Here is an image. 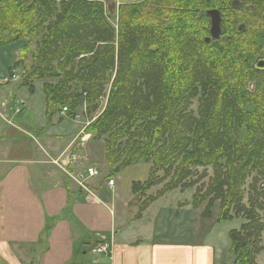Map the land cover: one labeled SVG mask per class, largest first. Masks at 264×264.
Returning a JSON list of instances; mask_svg holds the SVG:
<instances>
[{
    "label": "trees",
    "instance_id": "16d2710c",
    "mask_svg": "<svg viewBox=\"0 0 264 264\" xmlns=\"http://www.w3.org/2000/svg\"><path fill=\"white\" fill-rule=\"evenodd\" d=\"M120 1L115 32L101 0H0V46L21 41L22 57L35 46L20 86L33 92L36 81L44 82L46 119L62 108L68 112L77 107L81 91L87 110L96 109L109 84L107 107L84 132L109 134L104 146L109 177L140 160H152L148 179L132 183L133 194L140 186L144 197L160 170V181L172 171L176 186L189 183L194 168L211 167L212 177L203 193H195L192 205L196 200L219 199L218 221L228 219L232 205L236 215L242 213L247 222L243 228H248L229 233L237 255L234 264H247L261 250L252 245L264 229L256 213L263 210L258 198L264 200L256 188L264 180V67H254L258 58H264V3L249 4L253 14L247 13L248 22L240 23L241 18L229 17L226 9H242V1L237 9L229 0ZM209 9L220 11L221 36L206 43ZM128 34L132 48L134 42H142L152 64L169 59L168 72L160 80L146 68V73L132 68L136 60L130 61ZM190 43L202 48L198 58L214 63V74L203 69L197 75L192 69L195 49L188 48ZM176 58L179 68L173 69ZM19 60L20 56L10 72L19 67ZM253 79L259 87L248 92L246 84ZM196 96L194 111L190 106ZM248 178L249 206H236ZM202 215L208 216L206 211ZM48 229L47 224L44 231Z\"/></svg>",
    "mask_w": 264,
    "mask_h": 264
},
{
    "label": "crops",
    "instance_id": "0c3cea01",
    "mask_svg": "<svg viewBox=\"0 0 264 264\" xmlns=\"http://www.w3.org/2000/svg\"><path fill=\"white\" fill-rule=\"evenodd\" d=\"M8 46L11 56L3 59L0 53V264H234L232 229L227 227L228 238L222 239L216 229L222 221L205 220L207 228L198 231L194 216L202 209L192 201L178 197L165 205L162 195L131 220L134 180L130 194L121 186V196L111 176L105 185L83 166L72 164L78 180L55 173L45 160L57 157L67 170L74 138L62 129L76 116L58 110L46 119L42 83L35 82L31 92L20 86L24 69L9 71L21 41ZM65 136L70 138L60 141ZM105 238L113 243L109 258L91 252Z\"/></svg>",
    "mask_w": 264,
    "mask_h": 264
},
{
    "label": "rangeland",
    "instance_id": "374dc122",
    "mask_svg": "<svg viewBox=\"0 0 264 264\" xmlns=\"http://www.w3.org/2000/svg\"><path fill=\"white\" fill-rule=\"evenodd\" d=\"M54 1L59 3L62 0H54ZM64 1H67V0H64ZM101 1L104 5V14L107 17L108 23L115 29V32H117L118 6L122 3V1L120 0H101ZM240 1H242V3H245V6L242 9L235 10V11L226 9V14L229 17H234L235 15H237L241 18L240 23H243L242 22L243 19L247 23L248 22L246 19L247 13H250L251 15L253 14V10H248L247 6L249 4L259 3V2H257L256 0H245V1L240 0ZM261 1L262 3H264V0H261ZM105 4L107 5V7H105ZM261 16L263 17L262 22L264 24V12L262 13ZM130 40L131 38L128 34L125 38V43L127 44L128 49L130 50V55H131L130 61H132L133 58H135L136 60V64L132 66V68L135 67L134 68L135 71L141 69L144 71L143 73H146L149 71L150 75L154 79H156V81L160 80L161 79L160 77H162L161 74H163L164 71L168 72L169 63L167 61H169V59L168 60L160 59V60L155 61L154 64H152L150 61L147 60V58H145L144 45L142 44V42L140 41L134 42L133 44L134 48H132V45L130 44ZM23 41L26 42L27 40L23 39ZM0 47H1L0 53L3 59L6 56H9V55L11 56L13 54V51L11 49L12 47L11 48H9V46H0ZM189 47H192L193 49H195L194 50L195 54H193L194 62L192 64L193 65L192 69H195V71L197 72V75L200 74V71H202L203 69H207L210 73L214 74L215 72L214 67H213L214 63L213 62L205 63L203 60L206 58L202 60L198 58V57L203 56V52L201 50L202 48L196 47L195 45L191 43L188 45V48ZM34 48L35 46L31 45L28 53L24 54L23 56L24 58L22 57V54H19L20 56L19 68L24 69V72L21 73L20 75L21 78L25 72L26 74L29 72L28 70L30 68V65L32 64L31 53L34 50ZM4 51L7 52L8 55H5ZM179 61L180 59L176 58V60L172 63L173 69L179 68L178 66ZM148 65L149 67L152 66L151 69H148ZM144 68H146L148 71L145 70ZM114 75H115V72H113L112 74V79L114 78ZM180 76L182 79H184V74L181 73ZM38 82L42 84L44 83L41 81H38ZM258 87H259V82H257L256 79H253L247 82L245 89L248 92H254L258 89ZM108 91H109V84L108 85L106 84L104 86V94L102 97L99 98L98 106L96 107V109L91 110V111L87 110L88 104L85 100V92L81 91L79 98H78L79 105L71 110H68V112L67 111L64 112L67 116H70V118H72L73 116H76L74 117L76 119L75 122L67 123L66 126L63 127L62 129L63 131L65 130V134H69L73 136L74 138L70 146L68 147L67 159L69 157V160L67 162V167H66L67 170L71 171L72 175L74 176L69 175L70 173L67 170H65V166L62 167L63 162H61L59 158L56 157L55 159L49 158L45 160V162L49 163L48 164L49 166L55 169L54 170L55 173L59 174L64 180L65 179H69V180L76 179L75 178L76 173L72 172V164L78 165L79 168L80 166H83L84 170L88 167L87 165L89 164V166L91 165V167L96 168L98 170V174L97 176H95V179L99 178L103 180L104 183L107 182L108 169H107L106 162L103 160V154H104L103 152H104V146H105V139L108 137L109 134L98 136L96 132L87 133L86 131L84 132V129L89 123L95 122L97 118H99V116L103 113L105 108L107 107L106 105H107L108 97H109ZM197 97L199 96H196L195 98L192 99V104L190 106V108H192L194 111L197 110V106H198ZM80 129H82L81 130L82 132H80L78 136H75L74 133L78 132ZM69 138L70 136H65V137H62L60 141L66 142ZM62 152H64L63 149L60 151V153ZM84 157L87 158L86 161L84 160ZM151 167H152V160H149V161L140 160L137 163L126 166L125 168H123L122 170H120L119 172L111 176L116 181V184L120 185V191H118L120 195L122 196L124 194V191L121 190V186L123 189L125 188V190H127V192L130 194V183L133 180H134L133 183L135 181L137 182L138 180L139 182H141L142 180H143L142 182L146 181L148 179V174H149V170ZM192 171H193V174L188 179L189 183H186L185 181H183L182 183L177 185L176 183L178 182H175L176 186H174L171 182V179L173 178L172 171L168 174V176L164 178L163 181H160L159 179L160 177H163V171L162 170L158 171L157 174H155L157 177L154 178L152 186L149 187L144 192V197L142 198L140 195L143 191V188H140V186L138 189L136 188L134 191L135 194H133L132 192L133 197H136V201H134V199L132 198V202L134 203L135 207L132 210V216H130L131 220L133 217L137 218L141 216V213L143 212L141 211V209L143 206L147 204L149 200H151L152 202L154 199L162 195H164V198H165L164 200L165 205H167L168 200L173 201L174 199L178 197H180L182 200L194 201L195 193L198 190H200V192L203 193V191L205 190V186L209 183V180L212 177L213 169L211 167H207V168L196 167ZM250 181H251V178H248L246 180L245 186L243 187L245 189V192L243 196L241 197L242 200L239 199L238 201H235L236 206H243L244 208L249 206L250 194H248V190H249L248 184L250 183ZM105 185H107V183ZM257 187L260 188L258 189V192L262 193L261 196L264 198L263 196L264 195V180L259 181L256 184V188ZM258 201L263 204V210L256 209V213L258 214L260 218L259 223H262L264 225V200L261 197H259ZM151 202H149L148 205ZM194 204H196L195 207H200L202 209L201 213H198V214L195 213V216H194L193 226H196V228H198V231H199V228L200 229H203V227L204 229L207 228L204 226V224L208 225L205 220H209V221L216 220L217 222H220L217 220L219 209H220V204H221V201L219 199L213 200V199L206 198L205 200H202L201 202H198L196 200V203ZM204 211H206V214H208L207 217L206 216L204 217L202 215ZM228 215H229L228 219L221 220L222 222L218 223L216 227V229L221 233L222 239H225V237L228 238V236L223 233L225 232V229L227 227L231 228L232 230L248 228V226L243 228L245 223H247L246 219L243 218L242 213L238 215L235 214L234 205L231 206ZM180 227L183 228L186 226L181 225ZM242 233L244 237L245 230H243ZM199 236L200 234L197 235L194 239H197ZM229 238H230V233H229ZM230 241H231V238H230ZM248 244H249V247H251L252 244L250 242H248ZM256 245L259 246L261 250L259 253H257V255L250 256V261L247 264H258V260L261 262L264 261V229L262 230L260 234L259 241L255 242L252 246H256ZM112 246H113V243H111V249H112ZM91 252H93L92 249H91ZM230 252L233 256V262H235L236 261L235 258H237V255H235L232 252V250H230ZM111 253H112V250L109 253V255L105 257L109 258L111 256Z\"/></svg>",
    "mask_w": 264,
    "mask_h": 264
},
{
    "label": "water",
    "instance_id": "95a60500",
    "mask_svg": "<svg viewBox=\"0 0 264 264\" xmlns=\"http://www.w3.org/2000/svg\"><path fill=\"white\" fill-rule=\"evenodd\" d=\"M230 5L233 8L237 9L241 6V1L231 0ZM206 14L209 17L210 25H209V35L204 38V41L208 43L210 40L219 39L221 36V25H220L221 24V14H220V11L217 9H209L206 11ZM263 64H264V58L260 57L255 61L254 67L261 69L263 68Z\"/></svg>",
    "mask_w": 264,
    "mask_h": 264
},
{
    "label": "built area",
    "instance_id": "2783aa9c",
    "mask_svg": "<svg viewBox=\"0 0 264 264\" xmlns=\"http://www.w3.org/2000/svg\"><path fill=\"white\" fill-rule=\"evenodd\" d=\"M12 78H16L15 75L12 76ZM63 111H66V108H62ZM17 112H19L18 109H16ZM87 174L89 176H94L97 174L96 169H94L93 167L89 166L86 169ZM75 180H78V178H76ZM108 184L112 185L113 184V180L109 179L108 180ZM111 243L112 240L111 239H103L102 241H100L99 243H97L93 248L92 251L93 253L97 254V255H102V256H107L109 255V253L111 252Z\"/></svg>",
    "mask_w": 264,
    "mask_h": 264
},
{
    "label": "flooded vegetation",
    "instance_id": "af4514ba",
    "mask_svg": "<svg viewBox=\"0 0 264 264\" xmlns=\"http://www.w3.org/2000/svg\"><path fill=\"white\" fill-rule=\"evenodd\" d=\"M263 67H264V64H263Z\"/></svg>",
    "mask_w": 264,
    "mask_h": 264
}]
</instances>
